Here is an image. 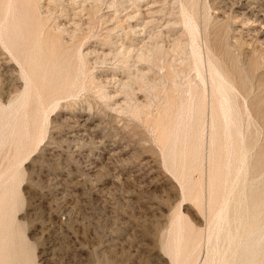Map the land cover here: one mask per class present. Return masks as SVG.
I'll use <instances>...</instances> for the list:
<instances>
[{"label":"rangeland","instance_id":"1","mask_svg":"<svg viewBox=\"0 0 264 264\" xmlns=\"http://www.w3.org/2000/svg\"><path fill=\"white\" fill-rule=\"evenodd\" d=\"M241 1L0 0V184L18 171L9 194L0 186V264H202L233 176L237 144L227 154L225 142L250 135L251 159L264 155V40L236 14ZM181 4L203 56L246 80L231 138L208 105ZM68 119L86 124L74 143ZM218 164L231 170L224 186Z\"/></svg>","mask_w":264,"mask_h":264},{"label":"bare ground","instance_id":"2","mask_svg":"<svg viewBox=\"0 0 264 264\" xmlns=\"http://www.w3.org/2000/svg\"><path fill=\"white\" fill-rule=\"evenodd\" d=\"M236 7L238 9L236 11L238 17L259 26L257 29L255 28L256 37L264 40V0H243L238 2ZM28 9L29 8H27V10ZM180 9L182 13L181 23L190 38L189 46L194 64L197 67L198 64H203V62H205L204 71L207 74L210 85L209 95L213 98L208 105L210 109L220 117L221 123L225 128L226 137L231 138L229 129L235 125L239 112L238 104L235 101L236 94L246 91V80L233 68L230 70L223 60L215 61L207 55L203 56L201 47L198 43V38H200L198 21L184 8L183 4H181ZM35 29H39V24L35 26ZM40 37L44 38L47 43H51L54 42L56 35L45 38V35L41 36L39 32L36 34V39L39 40ZM138 57L137 61L140 62L142 58L140 55H138ZM143 71H137V73L143 77L146 74ZM197 77L199 79L198 85L203 88V91H206L205 78L198 68ZM122 85H126V83H122ZM131 90L132 89H130V91ZM26 98L27 87L21 95V99L19 100L20 103L14 107V113L19 111L24 112L25 105L23 106L22 103L26 102ZM200 98L201 96L197 98V101H200L197 103L194 102V105L192 104L194 110H202L201 107L203 106V102H201ZM16 101H18V99H16ZM245 108L247 111L245 119L248 123L251 114H249L247 105ZM32 119L31 123L34 124L36 120H38V117L32 116ZM24 123L26 126L27 119ZM64 126L66 131L70 133L69 136L72 139L71 143H74V141L80 138L86 131V124L83 121L81 122V120L68 119V121L64 123ZM32 141L34 142V137ZM236 141L237 142H225V152L227 154H230L232 151V144H237V149L235 150L236 156L233 160V176L227 191L217 199L216 207L212 212L210 218L211 225L209 230L207 229L205 237L206 242H211V248L207 250V256L202 264H212L214 258L216 259V264H264V223L261 218V207L264 203V162H262L264 155L258 154L255 159H251L250 150L254 142H251L252 138L250 135L247 139L243 136ZM36 145L37 144H34V146ZM90 165L92 169L99 167L98 164L92 160H90ZM217 168L218 172L214 175L213 183L216 182L224 186L227 183V177L231 173V170L227 165L223 167L218 164ZM16 170L17 169L9 173L8 178L4 179L0 184L2 187L1 191L5 195L9 194L8 192H10V190H4V188H6V184L9 183V181L11 182L18 174ZM254 178L258 179L257 183H254ZM196 262L189 256L182 261V263L175 260L173 264H194ZM27 264L30 263L28 262Z\"/></svg>","mask_w":264,"mask_h":264},{"label":"snow or ice","instance_id":"3","mask_svg":"<svg viewBox=\"0 0 264 264\" xmlns=\"http://www.w3.org/2000/svg\"><path fill=\"white\" fill-rule=\"evenodd\" d=\"M39 153H37L36 156L33 157V159H37ZM35 179V177H33ZM39 186H43V176L41 175V178H40V185Z\"/></svg>","mask_w":264,"mask_h":264}]
</instances>
